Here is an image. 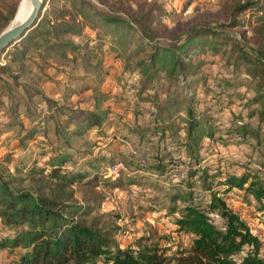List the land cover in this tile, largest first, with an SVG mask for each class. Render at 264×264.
Listing matches in <instances>:
<instances>
[{"label":"rangeland","instance_id":"rangeland-1","mask_svg":"<svg viewBox=\"0 0 264 264\" xmlns=\"http://www.w3.org/2000/svg\"><path fill=\"white\" fill-rule=\"evenodd\" d=\"M23 1L0 0L4 15H9L13 6H17L10 23L2 31L13 27ZM76 1L42 0L32 28L34 38L26 54L21 40L0 52V67H8L0 68V176L14 188L49 197L67 210L89 209L88 218H97L101 226L112 231L121 248L141 244L168 248V252L173 253L189 246L192 236L179 232L176 224L178 211L189 200L172 197L187 190L186 184H180L189 178L190 171L197 172L194 178L203 170L208 171L214 189L219 190V196L227 199L251 231L259 236L264 250V214L259 210L262 200L245 189L229 190L223 184L228 174L242 172L251 173L264 184V141L258 143L252 135L245 139L242 134L227 133L233 122L250 118V112L258 107L256 103H248L255 95L253 81L250 82L245 71L233 70L227 45L218 44V51L211 48V37L201 38L204 45L191 51L192 61H202L203 65L195 75H189L185 83L170 87L165 69L158 71L153 79L152 71L146 69V61L156 46H176L202 26L264 47V11L237 10L239 3L252 0ZM255 1L264 5V0ZM96 10L124 19L130 24L127 28L130 30L112 33L113 27L99 19L86 20L80 14ZM233 19L242 23L231 25ZM69 29L72 31L65 32ZM139 38L144 40L143 49L138 45ZM70 42L76 45L75 49ZM9 71L17 74L20 81L39 86L49 98L62 101L66 97L67 104L103 114L101 129L104 132L92 129L76 137L69 149L74 152L78 148L87 157L97 155V160L104 157L100 160L103 168L99 178L71 184L40 170L46 157L39 153L44 150V142L49 143L54 138L53 125L44 117L46 101L41 95L33 96L30 101L34 107L30 109L33 120H29L26 117L28 102L20 88L13 83L10 88L4 83L3 78H8ZM144 83L148 87L142 91ZM155 86L162 98L170 89L173 103L178 102L163 112L172 114L174 127L171 132L175 130L177 134L175 145L167 149L163 142L159 143L158 134L146 130L159 124L150 113L154 109L147 100L153 95ZM189 101L202 125L215 132L210 139L199 131L197 150L201 163L194 167L188 163L186 148L179 139H186L183 129L188 126L186 107ZM139 104H143L144 109ZM133 108L142 109V124H146L141 141L130 134L129 126L135 115ZM19 122L30 129L38 130L39 127L41 133L45 128L49 131L22 142L20 132L24 128ZM49 148L46 145V150ZM160 152H170L172 156L165 159V171L149 168ZM113 164H122L124 169L117 177H105V171ZM196 187L190 201L202 203L206 208L210 192L199 181ZM208 213L214 221L222 222L218 211ZM6 231L10 232L0 220V238L5 237ZM17 258V254L0 248V264H16Z\"/></svg>","mask_w":264,"mask_h":264},{"label":"trees","instance_id":"trees-1","mask_svg":"<svg viewBox=\"0 0 264 264\" xmlns=\"http://www.w3.org/2000/svg\"><path fill=\"white\" fill-rule=\"evenodd\" d=\"M16 7V5L13 6L9 15H4L0 9V34L3 32L2 28L10 23ZM236 8L239 12L248 9L264 11V5L255 0L239 3ZM80 14L86 20L99 19L106 26L113 27L112 33L118 31L125 33L130 30L127 29L130 24L127 25L124 19L99 10L82 11ZM240 23L242 22L238 19L230 22L231 25H240ZM70 31L72 30H65V32ZM207 37H211L209 44L214 51L219 50L218 44L228 46L229 63L233 70L238 68L245 71L246 77L250 82L253 81L255 86V95L248 99V103H256L258 107L250 112V118H243L239 123L233 122L227 133L229 135L242 134L245 139L248 135H252L258 143H261L264 141V47L252 42H242L231 34L202 26L195 34L176 46H156L146 61V69L152 71V79L158 71L165 69L170 87L185 83L188 76L195 75L203 65L202 61L193 62L190 55L197 46L204 45L201 38ZM33 38V29L23 36L21 43L26 48L23 50L24 54ZM140 41L142 39L139 38L138 45L143 49L144 40ZM70 46L76 48L73 42H70ZM166 63L168 67L165 68ZM1 67L8 68L7 66ZM7 77L3 78L4 83L9 87L13 83L26 97L28 102L26 117L29 120H33L31 118L33 112L30 111L34 109L33 104L30 103L33 96L41 95L46 101L44 117L53 125L54 138L49 143L44 142V150L39 153L42 157H46L40 170L48 171L51 177L71 184L95 181L99 178L98 174L103 168L100 160L104 157L97 160V155L90 154L87 157L78 148L74 152L69 149L73 146L76 137L92 129H97L100 133L104 132L101 129L104 125L103 114L95 109L67 104L65 103L66 97H63L62 101L49 98L39 86L20 81L17 74L12 71L8 72ZM1 79L0 74V82ZM9 80L12 82H8ZM147 87L148 84L144 83L141 90L145 91ZM170 94V89H168L165 98H162L155 86L153 95L147 98L154 109L150 113L155 115L159 124L146 130L151 129L152 133L158 134L159 143L163 142L166 149L170 147L169 145H175L174 141L177 139L175 130L171 132V128L174 127L172 114L169 111L163 114L172 104L178 103H173ZM190 101L186 107L188 126L183 129L186 139L182 137L179 139L186 148L188 163L194 167L195 164L200 165L201 163L197 150L199 131L210 139L214 138L215 132L211 127L207 128L202 125ZM142 105L139 104L144 109ZM142 109L133 108L135 115L129 126L130 134L139 141L145 136L144 125L146 124H142ZM19 123L21 128H24L20 132L22 142L40 136L42 133L44 135L49 131L45 128L41 133L39 127L38 130L33 127L30 129L23 122ZM49 126L51 129V124ZM220 140L227 143L223 138ZM46 145L50 147L47 150ZM169 157H172L170 152L158 153L157 159L150 162L149 168L165 171L167 169L165 159ZM128 165L132 164L128 163ZM196 173L194 170L190 171L189 178L183 179L180 184H186L187 190L179 191L172 197L174 200L179 198L184 201L189 200V203L178 211L179 217L176 224L179 232L183 231L192 236L189 246L173 253H169L168 248L141 244L121 248L116 243L112 231L101 226L97 218H88L91 214L89 209L67 210L61 203L49 197L36 196L31 192L14 188L8 180L0 176V220L1 224L10 231H6L5 237L0 238V248H6L10 253L17 254L16 264H264L263 243L259 236L251 231L247 222L232 208L227 199L219 196V190H215L213 182L209 180L211 175L208 171L203 170L198 178H194ZM198 181L211 195L206 208L202 206V203L190 201L195 194ZM223 184L229 190L245 189L246 192L262 200L259 210L264 214V184L257 181L251 173L228 174ZM208 211H218L222 222L214 221Z\"/></svg>","mask_w":264,"mask_h":264},{"label":"water","instance_id":"water-1","mask_svg":"<svg viewBox=\"0 0 264 264\" xmlns=\"http://www.w3.org/2000/svg\"><path fill=\"white\" fill-rule=\"evenodd\" d=\"M32 2L34 8L30 16L23 23L6 29L0 34V52L11 43L22 40L23 36L33 28L42 7V0H32Z\"/></svg>","mask_w":264,"mask_h":264},{"label":"bare ground","instance_id":"bare-ground-1","mask_svg":"<svg viewBox=\"0 0 264 264\" xmlns=\"http://www.w3.org/2000/svg\"><path fill=\"white\" fill-rule=\"evenodd\" d=\"M34 5L32 0H24L22 6L15 17L13 27L23 23L33 11Z\"/></svg>","mask_w":264,"mask_h":264},{"label":"built area","instance_id":"built-area-1","mask_svg":"<svg viewBox=\"0 0 264 264\" xmlns=\"http://www.w3.org/2000/svg\"><path fill=\"white\" fill-rule=\"evenodd\" d=\"M124 169L122 164H113L108 168V170L105 171V177H117L120 175L122 170Z\"/></svg>","mask_w":264,"mask_h":264}]
</instances>
